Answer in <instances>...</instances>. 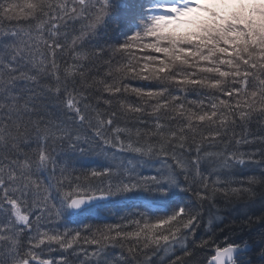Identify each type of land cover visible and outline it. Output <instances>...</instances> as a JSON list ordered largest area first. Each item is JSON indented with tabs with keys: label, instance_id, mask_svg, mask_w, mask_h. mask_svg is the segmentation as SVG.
I'll return each instance as SVG.
<instances>
[{
	"label": "snow or ice",
	"instance_id": "snow-or-ice-1",
	"mask_svg": "<svg viewBox=\"0 0 264 264\" xmlns=\"http://www.w3.org/2000/svg\"><path fill=\"white\" fill-rule=\"evenodd\" d=\"M0 264H264V0H0Z\"/></svg>",
	"mask_w": 264,
	"mask_h": 264
},
{
	"label": "trees",
	"instance_id": "trees-1",
	"mask_svg": "<svg viewBox=\"0 0 264 264\" xmlns=\"http://www.w3.org/2000/svg\"><path fill=\"white\" fill-rule=\"evenodd\" d=\"M118 11H121V10H118ZM192 98H193L192 96L189 97V99H192ZM94 159H96V158H94ZM104 163L105 162L103 161V159L99 158L98 163H89V164H86L85 167H99V166H101ZM241 171H243V172H245L247 174V170L237 169V173L238 174ZM255 210H258V206H257V209H255ZM113 211H115V209H113ZM125 211H127V210H122V211L118 212L116 216H111L109 213L105 212L101 216H99V217H97L95 219H92L90 221H85V222L91 223L93 225V228H95L96 226H103L105 224L121 223V221L119 220V216L123 215ZM220 215L231 217V216L234 215V213L231 212V211L225 210L224 212L220 213ZM208 219H209L208 216L204 217L203 225L198 229V232H197V239H199L201 236H203L204 232L207 230V228H208V225H207ZM216 223H219V221H216ZM225 223H227V220H225ZM77 226L78 225H70V227H77ZM223 235H228V233L225 232ZM222 239H223V236H221V240ZM204 254L208 255L207 252L198 253V255H201V256H203Z\"/></svg>",
	"mask_w": 264,
	"mask_h": 264
},
{
	"label": "bare ground",
	"instance_id": "bare-ground-1",
	"mask_svg": "<svg viewBox=\"0 0 264 264\" xmlns=\"http://www.w3.org/2000/svg\"><path fill=\"white\" fill-rule=\"evenodd\" d=\"M206 252V251H205ZM205 255V254H204Z\"/></svg>",
	"mask_w": 264,
	"mask_h": 264
}]
</instances>
